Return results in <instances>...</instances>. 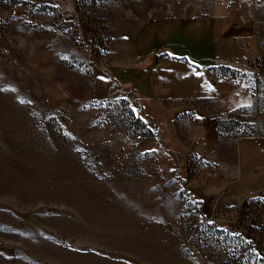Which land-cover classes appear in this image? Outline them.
<instances>
[{"label":"rangeland","instance_id":"rangeland-1","mask_svg":"<svg viewBox=\"0 0 264 264\" xmlns=\"http://www.w3.org/2000/svg\"><path fill=\"white\" fill-rule=\"evenodd\" d=\"M110 1L0 0V264H264L263 160L245 165L239 135L175 114L217 106L230 131L264 133V0L223 4L240 65L210 68L246 101L162 95L147 109L104 72L134 59L118 16L134 1Z\"/></svg>","mask_w":264,"mask_h":264},{"label":"crops","instance_id":"crops-1","mask_svg":"<svg viewBox=\"0 0 264 264\" xmlns=\"http://www.w3.org/2000/svg\"><path fill=\"white\" fill-rule=\"evenodd\" d=\"M130 1H134V4L121 8L118 16L121 25L128 24V28L123 29L120 34L124 52L134 59L132 64L120 68H105L104 72L119 89L129 91L134 102L147 109L154 101H162V95L180 98L188 94L206 102L213 100L216 105L218 99L227 96L234 99V103L246 101V91L240 88L238 78L220 75L210 69L211 66L222 63L234 65L235 68L240 65V58L235 56L236 53L232 50L234 44L231 41L239 36L240 27L233 26L231 29L225 21L223 22V4L229 2L233 6L239 0H199L201 3L198 5L196 0L194 3L192 0ZM108 2L112 3L110 0ZM167 5L171 11L166 9ZM112 13L114 12L110 7L104 9V19L111 20ZM98 16L101 17L100 14ZM187 79L196 87L195 90L179 92V88L176 90L171 86L177 84L181 87ZM220 84L227 85L230 90H224ZM183 112L188 115L183 118L182 124L199 125L208 131L209 137L217 140L215 120L217 115H220L217 106L211 113L183 108L175 114ZM155 118L161 122V130L164 131L166 124L163 119L156 115ZM165 136L162 135V138L164 137L166 144L164 140L160 144L163 149L166 151L167 147L173 151L178 150L169 144L168 137L166 139ZM235 142L239 146V155L245 165L251 161L252 156L259 162H264V133L241 134L235 137ZM209 143L211 144V139ZM243 175L249 179L246 188L250 190L264 183V172L258 175L257 185L253 184V177L255 179L256 175L249 172H244ZM258 191L264 192V189Z\"/></svg>","mask_w":264,"mask_h":264},{"label":"trees","instance_id":"trees-1","mask_svg":"<svg viewBox=\"0 0 264 264\" xmlns=\"http://www.w3.org/2000/svg\"><path fill=\"white\" fill-rule=\"evenodd\" d=\"M235 121L236 120L231 118V117L223 118V117L217 116L216 117V129H217L218 136H227V135L235 136V135H241V133H244L242 131L237 132V131H232V130L230 131L229 130L232 126V123H234ZM223 123H225V124L223 125ZM222 130L223 131L225 130V131L222 132Z\"/></svg>","mask_w":264,"mask_h":264},{"label":"built area","instance_id":"built-area-1","mask_svg":"<svg viewBox=\"0 0 264 264\" xmlns=\"http://www.w3.org/2000/svg\"><path fill=\"white\" fill-rule=\"evenodd\" d=\"M8 14L10 16H15V15H19V11H18V8L16 6H11L9 7V11H8ZM244 90L248 89L247 86H244L243 87ZM250 91L255 95V92H256V84L254 83V85H252V88L250 89ZM148 129L152 132V133H157L159 132V126H155L154 125H148ZM136 138H140V134L137 133L135 135Z\"/></svg>","mask_w":264,"mask_h":264}]
</instances>
